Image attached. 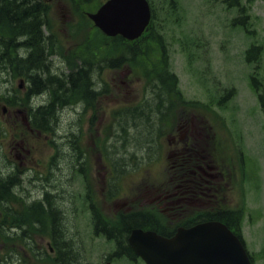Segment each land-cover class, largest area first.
<instances>
[{"label":"rangeland","instance_id":"374dc122","mask_svg":"<svg viewBox=\"0 0 264 264\" xmlns=\"http://www.w3.org/2000/svg\"><path fill=\"white\" fill-rule=\"evenodd\" d=\"M241 1L247 5V13L250 14L244 20L247 28L243 27L242 22L241 25L230 26L231 18L239 13L235 7L230 6L228 8L227 2L224 0H177V2L172 3V6L178 5L175 9L181 11L182 18L179 23L174 22L173 16L169 15L173 8H170L168 0L158 1L156 5L157 9L160 10L158 22L162 21V25L165 26V41L169 45L172 66L179 76L180 87L187 96L186 99H195L202 106L198 109L188 106V109L180 111L175 120L176 126L178 124L180 126V121L183 118L181 115H184L190 124L189 136L194 134L196 137L200 136L198 139L202 137L203 146L201 147L205 149L203 153L225 172L219 199L227 205H244L246 207L243 235L247 240L249 250L255 254L257 264H264V114L260 109L257 93L251 84V76L256 72L264 81V49L260 63L257 65L254 62L244 60L246 48L255 40L260 41L258 43L262 44L264 48V0ZM70 2L71 0H50L48 4V9L51 11V32L60 43L58 54L61 57L69 61L68 58L73 52L77 54L78 48L84 41L90 44L91 48L88 52H99L101 58L108 55L110 58L117 57L121 54L127 57L132 54V51L129 50H133L134 45H128V47L125 46L121 49L117 48L101 31L98 33L88 19V23L82 19ZM63 3L66 4L65 7L62 6ZM92 3L94 0L88 1L87 4L81 2L79 8L82 9L85 6L92 8ZM35 18H37V14L32 17L33 20ZM28 21L27 19V23H29ZM75 27H77L76 30ZM199 34L205 36L206 39L203 47L193 48L195 52H198V55L196 54V61H193L192 68L202 71L201 73H194L192 68L188 67L189 59L181 50V44L177 38H184L185 35L191 38ZM256 55H259L258 51ZM59 59L60 57L57 56L53 60L52 69L61 66ZM93 59L100 58L95 55ZM154 63L155 59L150 58L148 65ZM136 66L135 61L130 60L123 62L119 68H110L101 72L102 78L106 79L104 85L107 90L96 102L95 110L97 112L94 123L90 121L94 109L89 108L85 112L83 106L78 107L77 104L61 107L57 113L50 116L53 124L59 129L56 132H61L64 130L63 128H73L76 135L81 132L78 147L79 158H76L71 153L69 146L65 145L61 158L63 165L61 168L58 166L54 168L55 178L52 183L57 184V189L60 182L64 185H70L72 174L74 170H77L81 176H84L85 180H89L90 187L92 179H95L101 194H103L101 187L103 179L100 177L102 164L100 147L97 142L103 137L104 130L110 128V122H115L111 113L112 108L134 103L139 98V91L144 90L145 82L139 78ZM202 77L206 80L201 81ZM11 80V85L17 89L18 80L15 78H11ZM5 85L0 78V91ZM261 85L263 86L261 88H264V83ZM232 87H234L233 90ZM209 89L213 92L211 96ZM49 94L53 96V92H49ZM215 95L220 96L221 107L218 104L215 107L214 105H203H207L206 100L213 99ZM210 107H214V110L208 109ZM79 110H82L83 113L80 114ZM125 121L130 124L133 120L125 118ZM79 124H82L85 129L79 130ZM195 128L201 130L200 135L197 134ZM92 129L98 132V137L91 131ZM176 132L177 130L174 133ZM147 133L150 134L151 131H140L137 135L130 136L133 138V144L125 143L126 141L124 142L118 134L113 141L112 151L118 150V153L123 154V157L126 158L125 162L130 163V165L128 170L120 172L119 178L112 179L115 186L113 192H116L115 198H110L112 201L105 203H109L107 205L109 211L107 217L113 216L115 211L123 209L126 206L124 203L132 205L128 210L139 204L141 206L147 205L154 197V192L165 187L168 181L172 179L171 159L169 157L171 133L165 132L158 139V147L154 141L149 140ZM181 133H184V129H181ZM44 137L39 141L40 144L37 148L38 151H35V156L46 153ZM144 139L146 141L142 142ZM185 139L184 137L182 140ZM236 140L239 142L238 156L234 155L233 151ZM140 142L144 146L143 149L136 145ZM120 154H115V156L118 158L121 156ZM10 155L12 154L9 153ZM137 158H144L146 162L153 160V162L135 169ZM88 161L89 164L87 165ZM132 162H134L133 166L131 165ZM239 163L245 165L244 171H241ZM81 168L84 171L80 170ZM86 168L89 171L88 175ZM247 173L252 176L250 182L247 181L248 179L242 180L241 175L245 176ZM80 178L78 176L74 185L66 188V195H69L70 192L74 196L80 194L82 188ZM67 200L56 199L61 207ZM73 201L76 199L68 200L66 205ZM81 201H84L87 208L85 209L83 204H78L80 209H78L79 213L75 221L70 213L63 209L66 217L65 220H62L64 236L73 237V240L76 233V248L82 251L85 263L99 264L100 253L104 250L106 252L112 242L101 235H93L91 229L89 230L87 226L89 215L85 213L88 212L89 204L86 200ZM116 203L121 206H115ZM7 233L11 234L8 230ZM3 240L0 231V264H14L11 257L17 258L22 253L29 254V247L32 246V243L28 244L23 240H16L15 244L4 243ZM45 242L47 241L45 240ZM34 243V246L42 248L37 242ZM127 262V258L120 260V264Z\"/></svg>","mask_w":264,"mask_h":264},{"label":"flooded vegetation","instance_id":"af4514ba","mask_svg":"<svg viewBox=\"0 0 264 264\" xmlns=\"http://www.w3.org/2000/svg\"><path fill=\"white\" fill-rule=\"evenodd\" d=\"M22 1L26 3L25 9H23L24 17L21 13L19 14L18 11H15V14L13 15V19L16 20V22H13V23L16 26V31H19V32H22V30H24L28 24L27 17H26V15L28 14V5H27L28 0H22ZM9 3H11L10 0H6V4H9ZM3 6L4 4L0 2V8H2ZM19 19L20 21H22L21 26H19V23H20ZM7 51H8L6 52L7 56L0 55V60H1L0 61V74L1 75L12 74L11 70H15V71L20 70V66L13 63L12 58L10 57L11 55L10 50H7ZM25 51H26L25 47L22 46L16 51V53L17 54L20 53V55L23 57ZM3 59H5V62L7 63V66L10 69L8 67L4 68L5 62ZM23 68L27 69L28 65L23 64ZM18 80L20 82V85L23 86L24 85L23 83L26 80V76L22 74V76H20ZM12 91H13L12 87H6V90L4 93L8 95V93H12ZM5 105H6V108L2 107L3 112L5 114H11L16 117H19V115H22V112L25 111L24 109L20 108L17 104L12 105L11 103L7 101H5ZM44 113L52 115L53 112L50 108H46L45 112L41 114L42 117ZM47 114L45 115L46 118L48 117ZM12 122L13 123L11 124L9 123L6 124L7 136H8V145H7L8 152L11 153L12 155L9 156V153L7 152V157L9 159L7 160V165L4 166V170H7L8 168H10V165L11 166L13 165V162H12L13 160L19 159V161L14 162L15 167H16V171L14 173L15 176L12 177V174L10 173V171L8 170L5 171L4 174L7 176V179L6 180L0 179V190L3 192H6L4 199L6 200L7 206L11 209H14L18 207L19 205L22 206V202L27 205L30 201H37L41 203L42 198L39 192L40 191L42 192V196L44 199V193H45L44 187L48 188V186L51 184L45 183L43 181L36 182L33 179L34 177L21 174L23 172V169L20 167V165H23L26 163L27 165L26 167H28L29 165L27 163V160H25V158L26 159L28 158V162H34L36 152L32 147L25 146L26 136L28 135V132H29L28 130L31 129L30 125L29 124L21 125L20 123L15 122L14 120ZM187 122H188L187 120H185L184 122L181 121L180 126L178 125L177 129L181 130L184 128L185 132H187L188 131ZM31 130H33V128ZM179 137L180 139H183L184 134H180ZM21 139L22 141L19 142L18 140H21ZM176 142H177V139L175 135H173L171 138V143H176ZM182 143L183 145L181 147L177 146V148L170 150L169 152L170 157L180 156L184 162L191 160V157H192L194 158L195 162L192 165L188 166L187 169L176 171V176L172 177V180L170 181L169 186L166 187L164 190L160 191L159 193H157L156 195H154V200L156 201L154 207L161 206L163 211L167 209L175 210L176 208H182V210H185L184 202H194V203L197 202L200 204H203L205 202L210 203L212 202L213 197L217 195L216 193L213 192V190H217L216 186L214 185L216 183L214 180H217L218 175L216 171H213L216 167L215 165L211 164L209 160L206 159V155L203 153L205 149L198 145L189 146L186 140L184 141L182 140ZM3 147L4 145L2 144V149ZM69 149L76 158L79 157L77 153L78 151L77 143L70 144ZM55 151H56V148L51 147L49 150V153L46 154V159H42L37 162L38 171L43 172L48 177V180L50 181V183H52V180L55 178L54 168L57 167L58 165H59V168H61V165H63L61 164L63 162L61 160L63 154H60V152L58 151V147H57V153ZM184 162L182 163V165H184ZM178 165H179L178 159L174 160L172 167H176ZM80 170L84 171L83 168H81ZM77 173H78L77 170H74L72 177L70 179L71 181L70 185H64L62 184V182H60L59 185L63 188H68L70 186H73L74 182L77 180ZM174 178H177V181H175ZM25 183L34 184V185L37 184L38 188L31 193H26L25 192L26 188L23 187ZM6 185L8 186V189ZM54 185H57V184H54ZM101 187L103 190V194H100L101 195L100 201L99 203L97 202L100 206V210H99V213H97L95 216V221H93L92 227L94 228V231L97 234L104 233L106 236H109V232H110L109 220H108V217L106 216L107 214H109V211L107 209V205L109 203L108 204H105V203L110 202L111 201L110 198L112 199L115 198V192H111L110 194L108 193V190H106L107 182L105 179L102 180ZM88 193L92 196L93 200L97 198L96 192L89 190ZM30 194L32 195L31 198H30ZM206 196L208 197L207 199H206ZM131 207L132 205H128L127 208L124 209V211L132 212L134 208L135 210L136 208H139V205H136V207H133L131 210H128ZM121 215H125L124 212ZM132 216L138 219L136 223H134L132 226L129 227V229L135 226L138 222H140V220L143 219L141 215H139V213H135ZM127 219L128 218L124 217V221H123L124 226L122 228L117 227V231L119 233L128 231V228H124L125 225L127 224V221H126ZM121 254L128 255L131 257V255H129L128 253L124 251Z\"/></svg>","mask_w":264,"mask_h":264},{"label":"water","instance_id":"95a60500","mask_svg":"<svg viewBox=\"0 0 264 264\" xmlns=\"http://www.w3.org/2000/svg\"><path fill=\"white\" fill-rule=\"evenodd\" d=\"M93 17L107 32L133 38L144 29L150 10L146 0H110ZM138 234L151 243L147 251L135 240ZM131 242L148 264H251L240 239L221 222L183 228L172 238L138 229Z\"/></svg>","mask_w":264,"mask_h":264},{"label":"trees","instance_id":"16d2710c","mask_svg":"<svg viewBox=\"0 0 264 264\" xmlns=\"http://www.w3.org/2000/svg\"><path fill=\"white\" fill-rule=\"evenodd\" d=\"M0 2L4 4V6L2 8H0V10H1L0 11V18H2L3 16H6L7 18L11 17V19H12L13 15L15 14V11H18V13L19 14L21 13L24 17L23 9H25L26 3H24L22 0H10L11 3H9V4H6V0H0ZM27 5H28V14L26 15V17L29 20L28 21L29 23L27 24V27L24 30H22V32H23L22 34L29 36V39L26 42V44H27L26 47L28 48V50L31 49L32 51H38L37 49H40L42 46V33H41L39 26H38V24H39V13H40L39 12V10H40L39 2L34 1V0H28ZM34 14H37V18H35L33 20L32 17ZM12 20L14 22H16L15 19H12ZM19 21H20V19H19ZM21 23H22V21H20L19 26L22 25ZM260 47L261 46H255L254 45L252 47V49H250V50L256 53L257 51H261ZM32 58H34V57H32ZM32 58L30 59V64H32L34 66V64H35V62H37V60L32 59ZM39 67H40V64L36 63L34 68L36 69ZM36 84L39 85L40 83L37 82ZM145 111H146V106L145 107L143 106L141 110H128L126 112H122L121 115H122V117L135 120V121H133L134 122L133 126L137 127L136 125L142 121V119H143L142 117L144 116ZM151 121L152 120H149V122H151ZM35 212H37V210ZM218 216L221 217L223 220H225L231 227L236 228L237 232H239V230L237 228L239 226V224L237 225L238 219L236 217H239L240 213H238V212L235 214L220 213ZM137 219L138 218H135L134 216L128 217V219L126 220L127 224L125 225L124 228L129 229L130 226H132L134 223H136ZM138 223H141V222H138ZM55 225H56V222H55ZM57 227H59V225H57L56 228ZM117 233H119V232H117ZM124 235H125V232L118 234V238H119L120 242L124 241L123 240ZM64 246L65 245H63L64 251H61V254L58 257H56L55 260H57L58 264L60 262H62L63 260L67 264H77L78 258L76 257V253L74 251H72L71 247H68V249H65L66 247H64ZM36 262H37V264L51 263V258L50 257L36 258Z\"/></svg>","mask_w":264,"mask_h":264},{"label":"bare ground","instance_id":"6f19581e","mask_svg":"<svg viewBox=\"0 0 264 264\" xmlns=\"http://www.w3.org/2000/svg\"><path fill=\"white\" fill-rule=\"evenodd\" d=\"M1 11V10H0ZM10 16V15H9ZM8 52V51H7ZM7 64V63H6Z\"/></svg>","mask_w":264,"mask_h":264}]
</instances>
